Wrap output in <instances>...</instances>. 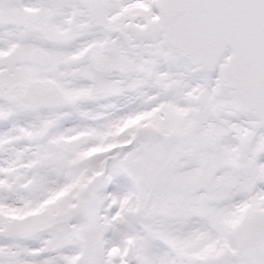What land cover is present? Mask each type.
Segmentation results:
<instances>
[{
  "label": "snow or ice",
  "instance_id": "1",
  "mask_svg": "<svg viewBox=\"0 0 264 264\" xmlns=\"http://www.w3.org/2000/svg\"><path fill=\"white\" fill-rule=\"evenodd\" d=\"M0 264H264V0H0Z\"/></svg>",
  "mask_w": 264,
  "mask_h": 264
}]
</instances>
